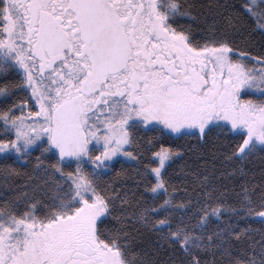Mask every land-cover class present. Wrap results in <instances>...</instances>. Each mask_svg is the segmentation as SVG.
Instances as JSON below:
<instances>
[{
	"label": "snow or ice",
	"instance_id": "obj_1",
	"mask_svg": "<svg viewBox=\"0 0 264 264\" xmlns=\"http://www.w3.org/2000/svg\"><path fill=\"white\" fill-rule=\"evenodd\" d=\"M0 264H264V0H0Z\"/></svg>",
	"mask_w": 264,
	"mask_h": 264
}]
</instances>
